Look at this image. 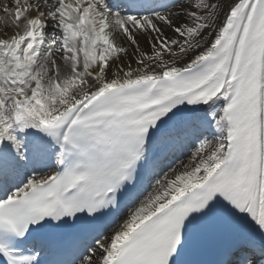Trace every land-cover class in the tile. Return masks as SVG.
Wrapping results in <instances>:
<instances>
[{
  "label": "snow or ice",
  "instance_id": "snow-or-ice-1",
  "mask_svg": "<svg viewBox=\"0 0 264 264\" xmlns=\"http://www.w3.org/2000/svg\"><path fill=\"white\" fill-rule=\"evenodd\" d=\"M0 14V264H264V0Z\"/></svg>",
  "mask_w": 264,
  "mask_h": 264
}]
</instances>
